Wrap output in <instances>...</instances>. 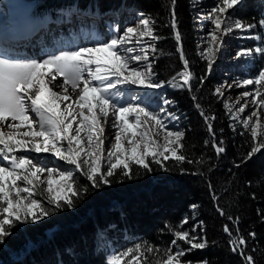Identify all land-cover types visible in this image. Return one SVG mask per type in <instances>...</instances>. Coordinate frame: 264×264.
I'll return each instance as SVG.
<instances>
[{"label":"snow or ice","instance_id":"6c2138e0","mask_svg":"<svg viewBox=\"0 0 264 264\" xmlns=\"http://www.w3.org/2000/svg\"><path fill=\"white\" fill-rule=\"evenodd\" d=\"M175 3L176 0H172L173 6ZM242 3L243 0H216L215 6L210 9L208 19L214 27L208 30L210 39L200 53L207 60L206 74L199 78L200 85L207 79V73L214 70L216 58L224 50L225 37L234 29L247 32L255 28L254 24L233 20L230 10ZM140 15L145 16L144 13ZM170 16L171 19L165 26L174 31L183 70L177 72L168 83L193 92L192 80L195 77L189 70V61L183 51L174 7ZM258 23L264 27V18ZM138 24V27L124 29L123 35H112L107 40L98 39L91 47L61 50L58 55H48L44 59L17 58L5 46L15 38L0 31V155L9 162L7 166L0 164V244L12 234L10 229L16 224L37 223L51 215L41 200L35 198L43 195V192H37L41 185H46L43 191L48 194V204L55 209L64 206L73 208V197L80 195L75 186V172H80L92 187L98 188L109 185L111 181L108 178L118 171L131 178L134 165L151 171L152 163L164 167V162L169 159L177 163L202 162L190 160L183 153L185 131L168 127L167 119H179L174 113L167 112L164 107H158V110L152 108L139 94L131 95L126 100L118 99L123 93L117 89V85L157 89L164 83L153 79L156 73L153 71V61H150L149 49L155 53V44H147L140 49V53L136 52L135 47L127 46L141 44L144 37L151 41L162 39L155 34V20L150 16L141 18ZM41 26L30 27L23 38L34 35ZM246 38L260 40L261 44L254 49L239 50L236 58L245 56L251 59L258 54L264 60V35ZM177 76L182 83H175ZM61 77L62 80L58 79ZM249 85L259 87L254 92L245 87L234 102L239 105L236 112L232 111L227 99L222 100V103L233 120L242 119L245 128L249 127L253 117L257 118L256 125L252 128V137L255 139L260 127V111L251 110L246 118L237 113H245L246 108L250 109L252 105L264 109V93L261 92V88H264V63L250 76L234 79L227 84V88ZM224 88L225 85L217 87L213 94L224 97ZM248 97H251L250 101L245 99L241 103V98ZM192 99L195 102L197 97L193 95ZM172 103L173 101H164L165 105ZM195 107L198 110L201 108L198 103ZM161 113L166 116L162 117ZM199 114L211 137L204 143L211 145L216 155L220 156L226 149L224 142L216 138L212 123L215 117L202 110ZM110 119L111 126L116 131L114 142L108 140L106 145L104 125ZM262 148L264 142L252 147L242 162H246ZM19 151L51 153L74 168L48 167L40 161L34 162L28 155H9ZM209 188L211 190V185ZM82 190L86 192L87 187ZM213 200H218V197L213 195ZM196 207L195 204L192 205L193 209ZM217 211L221 216L227 215L219 207ZM227 219L238 223V218L227 216ZM186 223L187 218L181 221V225ZM166 227L173 239L164 250V257L156 264H193L191 261H182V258L194 249H204L207 246L206 238L192 234L196 232L195 228L190 232L182 227ZM223 231L228 234L230 244L237 243L227 224L223 225ZM249 235L254 237L255 233ZM179 241L190 247H182ZM238 244L245 245L246 240L241 236ZM153 251L158 249L147 242L143 245L138 243L123 252L112 254L107 264H123L128 257V264H133V261L135 264H143L141 257H146V253ZM232 251L244 255L245 264H255L253 256L245 255L242 248L233 247ZM202 264H208V261H203Z\"/></svg>","mask_w":264,"mask_h":264},{"label":"trees","instance_id":"16d2710c","mask_svg":"<svg viewBox=\"0 0 264 264\" xmlns=\"http://www.w3.org/2000/svg\"><path fill=\"white\" fill-rule=\"evenodd\" d=\"M89 1V5L106 10L127 4L155 20V34L162 39L156 44L154 69L165 82L183 70L174 31L165 26L174 7L183 51L195 78L192 80L193 92L171 84L169 92L175 102L173 109L179 114L186 133L182 151L188 159L202 162L177 163L169 159L164 162V167L152 163L151 171L133 166L131 178L118 171L108 178L109 185L98 188L92 187L80 172L77 173L75 186L80 195L73 197L75 206L55 209L47 200L41 199L51 215L37 223L12 227V234L0 244V264H45L46 258L57 263L71 253H85L90 259L80 262H74V259L71 264H107V252L96 250L92 256L86 253V248L91 249L96 234L109 226L114 230H108L112 236L107 237V241L120 249L145 242L158 249L141 257L143 264H156L164 257V250L173 239L166 226L182 227L190 232L195 228L196 232L192 234L202 235L207 240L204 249L188 252L182 261L245 264L244 255L232 251L233 247H238L245 255L253 256L255 264H264V148L242 162L252 147L264 142V136L253 139L247 129L231 121L224 104L213 94L215 74L207 73V79L200 85L199 78L206 74L207 62L198 56L191 0H176L174 6L172 0ZM60 4L58 1L54 6ZM175 83H182V80L176 79ZM193 95L197 97L195 102ZM196 103L201 106L200 110L195 107ZM201 110L215 117L212 123L216 138L224 142L226 149L220 156L211 145L204 143L211 137L199 114ZM237 164L240 166L236 167ZM84 187H87L86 192L82 190ZM213 195L218 200L214 201ZM178 198L182 201L176 205ZM193 204L197 206L195 209ZM217 207L227 215L221 216ZM227 216L238 218V223L228 220ZM185 218L187 223L181 225ZM225 224L232 230L236 244L229 243V236L223 231ZM249 233H255V236ZM241 236L246 240L245 245L238 244ZM178 243L184 248L190 247L182 241ZM129 259L125 258L123 264H128Z\"/></svg>","mask_w":264,"mask_h":264},{"label":"rangeland","instance_id":"374dc122","mask_svg":"<svg viewBox=\"0 0 264 264\" xmlns=\"http://www.w3.org/2000/svg\"><path fill=\"white\" fill-rule=\"evenodd\" d=\"M7 2H8V8L10 10V13L8 14V12L6 11V7L7 6H5V7L0 6L1 9H2L0 11V19L1 18H5V17L8 18V16H10V17L13 16L14 17L15 15H18L19 13H24V12H25V17L23 19V23H24L25 26H27V25H29L31 23L44 22V21H47L49 19L48 17H42L41 15H36L33 12V9H34V6H35V0H7ZM215 4H216V0L207 1V4H206V6H204L203 11L206 12V13H209L210 9L212 7H214ZM69 10H72L71 14H68ZM80 12L81 11H79V10L75 11L73 8H65L64 10L61 11V14H60L62 17L68 19L64 23V25H72L73 26V30H75L74 34L76 36H78L79 33H83V34L87 33V31L84 30L85 29L84 25L81 26V27H77V24H79L78 16H80ZM230 12L232 14L233 20H237L238 19V20H240L243 23V19H247V17H243V19H242L237 14V9L236 8L234 10H230ZM129 14L130 13H128V12H126L125 14L123 13V16L125 15L123 21L126 22L125 18L127 16L128 20L131 22L129 24V27L130 26H137L138 27L139 24L133 23L132 22V15H129ZM98 16H99V14L97 15V17L92 16L91 14H86V15H83V18H81V20H83L86 17L87 18L95 17L96 19L101 20L102 23H105L106 24V29L110 32V35L109 36L106 35L103 38L104 40L110 39L112 37V35H117V36L123 35V31L127 27L125 28L124 27L125 25H124L122 27V31H121L120 28H121L122 24L118 23V20H120L119 19V14H115V15H112L110 17L107 16L105 18L102 17V16H99V17ZM135 20L139 21L138 18H136ZM52 22H55V19L52 20ZM86 25L90 26V24H86ZM99 27L103 28L104 26H103V24H100ZM212 27H214V26L211 25L210 21H209V24L207 25V27H205V29H204V31L202 33L203 40H204V48L207 46V41L210 39V37L208 36V30L211 29ZM94 29H95V31H98V28H94ZM81 30H82V32H81ZM236 30H237V32H240L242 35H244L245 37L255 36L257 34H260V32H261V35L264 34V32H263L264 28H262L260 26H255L254 29H252L250 31H247V32H242L241 30H238V29H236ZM92 38L90 39L91 42H92ZM77 39L78 40H82V38H79V37ZM246 39H247V41L249 43L252 44V46H255L254 44H258V45L261 44L260 40H254V39H249V38H246ZM75 41H76V38H74L73 42H75ZM147 44H148V37H144L141 44H139V45L130 44V45H127V46L135 47L136 52L140 53V49L142 47H146ZM61 49L68 50V49H66L64 47H61ZM56 53H57V51L53 52V54H56ZM262 63H264V60H262ZM153 79L156 81L155 77H153ZM245 87L254 92L255 88L259 87V86L249 85V86H243V87H238V88L237 87L236 88L232 87L233 89H231V91L228 94L226 93V99H227L229 105L232 106V111L233 112H236V108L239 107V105H236L234 102H235L237 96H239V94L245 89ZM261 92L264 93V88H261ZM146 99H147L146 101L149 104H151L152 108H156L158 110V107H164V108H166L167 112H170L169 111V105H165L164 104V101L166 100V97L164 96L163 93H158L157 90L151 89V92L146 95ZM245 99H247V98H244V99L241 98V103H243ZM247 100L250 101L251 97H248ZM251 110L260 111V113H261L260 118H259L260 127L257 129V136L256 137L264 136V109H258V107L256 105H252L250 109L246 108L245 113H243V114L237 113V115L242 117V118H246L247 115H250ZM161 116L164 117V116H166V114L165 113H161ZM111 119H114V117L111 118ZM176 121L177 120L167 119L166 122H167L168 127L170 129L182 130L181 127L179 126V124ZM256 121H257V118L253 117L252 120L249 122V127L245 128L244 125H243L242 119L234 120V122L238 123L241 126V128L244 127L251 134H252V128L256 125ZM105 137H106V135H105ZM108 140H113V142H114V134L108 133L107 141ZM9 155H28L30 158L33 159L34 162L40 161L42 164H45L48 167H59V168H62V169H64V168H74L73 165H68L66 162L60 161L58 158L54 157L51 153H39L38 154V153H35V152L19 151V152L12 153V154H9ZM0 160H3L2 155H0ZM3 161L4 162L0 161V164H3L4 166H7L9 162L6 161V160H3ZM46 175H47V173L44 174V177H46ZM74 175H76V172H75ZM21 186H23V185H21ZM45 187H46V185H41V186H39L37 188V192H43V195H37L35 198L40 199V200L41 199L47 200L48 194L43 191ZM180 201H182L181 198L176 199L175 204L178 205L180 203ZM23 224L24 223H18L15 226L16 227L17 226H22ZM108 230H114V228L112 226L105 227L103 229L104 232H101V235H99V237L96 235L97 237H96L95 242H94L93 246L91 247V249H89L88 247L86 248V253L87 254H89V255L90 254L91 255L94 254L96 252V247H97L98 243H99L98 244L99 249L104 250L105 245H106V239L105 238L106 237L111 238V236H112V233L109 232ZM100 245H101V247H100ZM115 249H116V247H114L112 250H110L109 257L112 254H114V253L122 252V251L118 252ZM92 256H91V259L93 258ZM74 259H76V261H74V262H80V260L83 261V259L84 260H90L89 258H87L85 256V253H77V254L71 253L68 257H65V259L63 257H61L60 262H57V263L53 262L52 258H46L45 259V264H71L70 262H73Z\"/></svg>","mask_w":264,"mask_h":264},{"label":"bare ground","instance_id":"6f19581e","mask_svg":"<svg viewBox=\"0 0 264 264\" xmlns=\"http://www.w3.org/2000/svg\"><path fill=\"white\" fill-rule=\"evenodd\" d=\"M136 18H138L139 20L141 19V17L140 16H138V17H136ZM104 28V27H103ZM244 99V98H243ZM248 99V98H247Z\"/></svg>","mask_w":264,"mask_h":264}]
</instances>
